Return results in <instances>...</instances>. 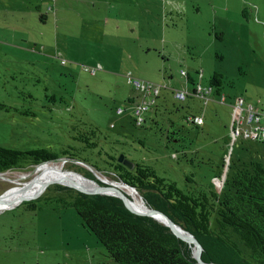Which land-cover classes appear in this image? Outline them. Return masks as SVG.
I'll return each instance as SVG.
<instances>
[{
    "label": "rangeland",
    "instance_id": "obj_1",
    "mask_svg": "<svg viewBox=\"0 0 264 264\" xmlns=\"http://www.w3.org/2000/svg\"><path fill=\"white\" fill-rule=\"evenodd\" d=\"M183 71L203 86L224 74L222 94L178 99L195 85ZM148 83L162 89L139 123ZM241 96L264 102V0H0V146L80 148L84 160L53 162L63 174L115 183L109 161L124 154L186 192L221 195L241 161L264 163V143L234 133ZM84 123L100 129L94 149L73 137ZM40 165L0 172V196ZM55 184L0 205V264H117Z\"/></svg>",
    "mask_w": 264,
    "mask_h": 264
},
{
    "label": "trees",
    "instance_id": "obj_2",
    "mask_svg": "<svg viewBox=\"0 0 264 264\" xmlns=\"http://www.w3.org/2000/svg\"><path fill=\"white\" fill-rule=\"evenodd\" d=\"M187 79L195 83L190 74ZM225 82L224 74L214 72L208 84L214 87V93L222 94ZM84 124V129L73 126V137L82 144V149H94L99 146L100 129L91 123ZM79 150L68 146L58 153L46 147L20 150L0 146V172L37 166L61 157L84 160ZM112 158L110 170L121 181L135 186L145 204L164 211L199 239L205 262L264 264V163H240L220 195L197 189L186 192L175 181L159 175L152 165L135 162V167L130 168L115 156ZM78 185L95 188L91 183ZM53 186L59 200L74 206L83 225L98 237L117 264H201L191 243L154 217L131 211L122 198L89 194L63 184Z\"/></svg>",
    "mask_w": 264,
    "mask_h": 264
},
{
    "label": "built area",
    "instance_id": "obj_3",
    "mask_svg": "<svg viewBox=\"0 0 264 264\" xmlns=\"http://www.w3.org/2000/svg\"><path fill=\"white\" fill-rule=\"evenodd\" d=\"M96 68L93 69L95 71ZM184 75H187L188 72L183 71ZM200 77H203L200 74ZM129 81L141 86V81L139 79H134L129 76ZM189 83V81H188ZM194 89L192 92L188 88H184L175 92V96L178 99H185L189 96H199L206 102L210 99L212 93H214V87L210 84L203 86L201 83H194ZM162 85H155L154 83H148L146 85V91L143 101L137 103L135 107V114L137 115V122L143 123L145 121L143 111L150 108L155 104L157 97L160 95ZM223 100L226 99V96L222 95ZM236 107L238 109L237 116L234 121L233 130L236 135L243 136L247 139H256L264 141V109L256 108L252 105L245 103V100L241 97L237 98ZM120 110H122L120 108ZM190 121L195 122L196 124H202L204 122L203 115H192L188 116Z\"/></svg>",
    "mask_w": 264,
    "mask_h": 264
},
{
    "label": "water",
    "instance_id": "obj_4",
    "mask_svg": "<svg viewBox=\"0 0 264 264\" xmlns=\"http://www.w3.org/2000/svg\"><path fill=\"white\" fill-rule=\"evenodd\" d=\"M67 159H71L69 157H66ZM51 161H56V160H51ZM119 162L124 163L125 165H127L130 168H134L135 167V162L129 160L124 154H122L119 159ZM50 162V161H48ZM76 173H79L78 171H74ZM80 175L84 176L83 174L79 173ZM86 177V176H84ZM104 182L103 184L99 183L95 188H87L85 186H81L76 184L73 181H65L64 179H54L51 180L50 182H47L42 188L41 190L34 194V195H28L25 196L24 198H22L21 200H18L17 202L14 201L12 203H9L6 207H11L14 205H18L19 203H21L24 200L27 199H33V198H39L43 192L47 189V187L52 184V183H62L64 185H67L69 187L72 188H76L82 192L85 193H89V194H96V193H101V194H110V195H116L120 198L123 199L125 205L133 212L137 213V214H141V215H148V216H152L155 219L163 222L164 224L168 225L169 227H171V229L173 230V232L178 235L179 237H181L182 239L188 241L189 243H191L194 246V255L195 257L198 259V261L201 264H208L207 262H205L202 258V252H203V245L202 243L199 241V239L189 230H186L182 225L176 223L167 213H165L164 211L157 209V208H152L149 207L147 204L146 206L148 207V210L145 212H141V211H137L133 206H132V201L133 198L130 195V193L125 190L124 188H122L121 186H119L118 184L115 183H110L107 180H103ZM118 182H122L124 183L126 186L131 187L132 189H136L137 188L135 186H132L130 184H127L123 181H121V179L119 178ZM143 198V197H142ZM144 200V199H143ZM145 202V201H144ZM160 217H163L164 219H160Z\"/></svg>",
    "mask_w": 264,
    "mask_h": 264
},
{
    "label": "bare ground",
    "instance_id": "obj_5",
    "mask_svg": "<svg viewBox=\"0 0 264 264\" xmlns=\"http://www.w3.org/2000/svg\"><path fill=\"white\" fill-rule=\"evenodd\" d=\"M54 161L46 162L42 165H40L37 169L36 176L29 181V183L24 185H17L10 188L6 193H4L2 196H0V205L1 204H9L14 201L21 200L25 196L28 195H34L38 193L41 188L51 180L54 179H64L65 181H73L76 184H82V183H91L95 187L99 184L94 179L87 178L80 175H66L61 172V166H57L53 163ZM115 184H118L125 190H127L130 195L133 198L132 204L139 209L142 212H145L148 210V207L146 206L142 195L138 192L136 189H132L129 186H126L122 182H115ZM159 216V215H158ZM162 220L163 217H160Z\"/></svg>",
    "mask_w": 264,
    "mask_h": 264
},
{
    "label": "crops",
    "instance_id": "obj_6",
    "mask_svg": "<svg viewBox=\"0 0 264 264\" xmlns=\"http://www.w3.org/2000/svg\"><path fill=\"white\" fill-rule=\"evenodd\" d=\"M202 74V73H201ZM213 94H215V93H213ZM213 94L211 95V96H213ZM241 98H243L244 100H245V103L246 104H248V105H252V106H254V107H256V108H260V109H264V102L263 103H261V104H259V105H255L253 102H249L247 99H245L244 97H242L241 96ZM132 99H134V98H132ZM264 100V99H263ZM135 101V99L133 100V102ZM209 101V100H208ZM207 101V102H208ZM236 107V106H235ZM237 108V107H236ZM237 113H238V109H237V112H236V116H237ZM236 116H235V118H236ZM240 137H243V136H240ZM243 138H245V137H243ZM247 139V138H246ZM251 140V139H250ZM252 140H256V139H252ZM259 141H261V140H259ZM263 142V141H262ZM249 163V162H246V161H241V163Z\"/></svg>",
    "mask_w": 264,
    "mask_h": 264
},
{
    "label": "flooded vegetation",
    "instance_id": "obj_7",
    "mask_svg": "<svg viewBox=\"0 0 264 264\" xmlns=\"http://www.w3.org/2000/svg\"><path fill=\"white\" fill-rule=\"evenodd\" d=\"M95 71H96V70H95ZM83 150H85V149H83ZM78 153L80 154V150L78 151ZM109 168H111V166H110Z\"/></svg>",
    "mask_w": 264,
    "mask_h": 264
}]
</instances>
